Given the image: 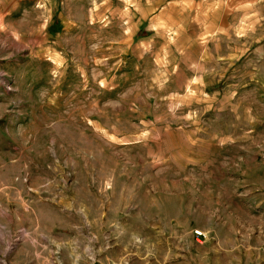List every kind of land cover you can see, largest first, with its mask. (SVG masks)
I'll return each instance as SVG.
<instances>
[{"label": "rangeland", "instance_id": "374dc122", "mask_svg": "<svg viewBox=\"0 0 264 264\" xmlns=\"http://www.w3.org/2000/svg\"><path fill=\"white\" fill-rule=\"evenodd\" d=\"M0 264H264V0H0Z\"/></svg>", "mask_w": 264, "mask_h": 264}, {"label": "built area", "instance_id": "2783aa9c", "mask_svg": "<svg viewBox=\"0 0 264 264\" xmlns=\"http://www.w3.org/2000/svg\"><path fill=\"white\" fill-rule=\"evenodd\" d=\"M197 234V236H200V234L199 233H196Z\"/></svg>", "mask_w": 264, "mask_h": 264}]
</instances>
